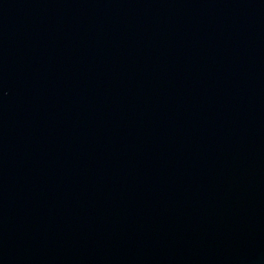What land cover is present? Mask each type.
<instances>
[{"label": "water", "instance_id": "95a60500", "mask_svg": "<svg viewBox=\"0 0 264 264\" xmlns=\"http://www.w3.org/2000/svg\"><path fill=\"white\" fill-rule=\"evenodd\" d=\"M0 264H264V0H0Z\"/></svg>", "mask_w": 264, "mask_h": 264}]
</instances>
